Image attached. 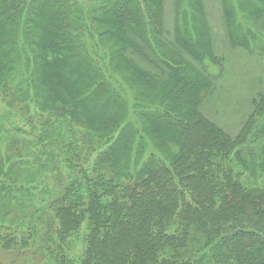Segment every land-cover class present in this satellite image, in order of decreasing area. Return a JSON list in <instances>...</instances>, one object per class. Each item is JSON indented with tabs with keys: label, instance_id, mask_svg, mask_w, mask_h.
I'll use <instances>...</instances> for the list:
<instances>
[{
	"label": "trees",
	"instance_id": "1",
	"mask_svg": "<svg viewBox=\"0 0 264 264\" xmlns=\"http://www.w3.org/2000/svg\"><path fill=\"white\" fill-rule=\"evenodd\" d=\"M166 1L0 0V100L25 112L3 133L30 149L7 169L0 151L1 250L43 264H264L257 120L231 135L204 113L220 76L205 61L224 60L206 0H171V27ZM219 4L226 43L250 51L264 0ZM254 105L262 118L264 95ZM61 169L54 224H41L51 189L36 179Z\"/></svg>",
	"mask_w": 264,
	"mask_h": 264
},
{
	"label": "rangeland",
	"instance_id": "2",
	"mask_svg": "<svg viewBox=\"0 0 264 264\" xmlns=\"http://www.w3.org/2000/svg\"><path fill=\"white\" fill-rule=\"evenodd\" d=\"M100 1L103 0L93 2ZM220 1L221 0H206L203 3V10L214 32V52L224 59L222 65L208 63L209 59L205 61L210 73L215 74L220 72V76L214 79L213 91H211L206 98L203 104V111L209 118L214 120L231 135H235L239 131L242 127V123L251 112V117L257 120L255 121L256 128L254 129L252 126L251 129H253L247 137L249 139V137L253 135L252 139H256L254 141L261 142L264 140V127H262L260 123L264 116L261 118L259 113H255L253 107L255 103H258L259 98L264 95V30L257 35L256 41L251 40L252 48L250 51H246L242 48H231L226 43L224 26L221 24ZM164 11L165 18L167 17L166 26L171 27L173 16V3L171 0L164 2ZM256 23L259 24V22ZM24 113V111L17 113L16 119ZM30 115L34 117L32 122L35 125L38 116ZM16 119L14 117V112L11 110V106L4 104V102L0 100V126L2 127L0 129V151L5 154L7 153L11 158L3 163V169L13 166L18 154H23V151H30V149L25 147L27 145L23 141L13 143L10 138L3 133V130L8 129L10 123H14ZM18 120L21 121L20 119ZM36 133L37 132L31 133L29 127L24 125V122L23 133L16 132L18 135L17 137L23 138V140H29L31 136H34ZM36 163V160L33 159V164ZM18 164L21 167L19 171L23 174V160H19ZM60 168H62V164ZM67 173L68 171L66 169H61L62 176L59 175V177H57L55 174L48 171L43 174V178L42 174H40L36 179L38 183L42 181L43 188L46 186L51 189V192H48V195H46L45 205H41V224H54L52 209L47 207L48 210L45 206L48 204V201L54 197L52 194H57L61 191ZM23 175L25 176V174ZM39 185L41 186V184ZM9 213L13 212L10 211ZM17 213H21V211ZM46 229L47 227L43 228V234ZM80 242L81 237L79 236V239H77L75 243V250H80ZM0 260L12 261L17 264H43L46 257L40 251L31 249L17 253L10 250H1L0 248Z\"/></svg>",
	"mask_w": 264,
	"mask_h": 264
},
{
	"label": "crops",
	"instance_id": "3",
	"mask_svg": "<svg viewBox=\"0 0 264 264\" xmlns=\"http://www.w3.org/2000/svg\"><path fill=\"white\" fill-rule=\"evenodd\" d=\"M84 1H89V2H93V1H97V0H84Z\"/></svg>",
	"mask_w": 264,
	"mask_h": 264
}]
</instances>
